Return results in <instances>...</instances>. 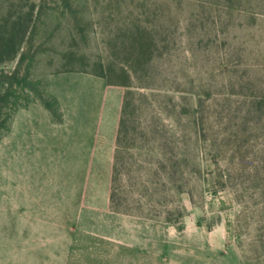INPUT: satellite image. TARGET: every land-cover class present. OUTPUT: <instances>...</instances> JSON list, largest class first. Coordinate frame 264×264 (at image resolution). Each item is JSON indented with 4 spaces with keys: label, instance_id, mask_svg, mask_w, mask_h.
Returning a JSON list of instances; mask_svg holds the SVG:
<instances>
[{
    "label": "rangeland",
    "instance_id": "obj_1",
    "mask_svg": "<svg viewBox=\"0 0 264 264\" xmlns=\"http://www.w3.org/2000/svg\"><path fill=\"white\" fill-rule=\"evenodd\" d=\"M31 3L26 42L0 62V264L127 251L264 264V0H0V23ZM105 78L126 85L107 94L125 101L117 211L108 145L85 163L64 128L95 99L101 112Z\"/></svg>",
    "mask_w": 264,
    "mask_h": 264
},
{
    "label": "crops",
    "instance_id": "obj_2",
    "mask_svg": "<svg viewBox=\"0 0 264 264\" xmlns=\"http://www.w3.org/2000/svg\"><path fill=\"white\" fill-rule=\"evenodd\" d=\"M85 79L81 84H95L93 79H104L102 77L76 73ZM106 82V81H105ZM118 85H110L107 82L98 84L101 90L103 108L97 112L92 104L87 103L84 109L78 113L68 115L69 122L65 124V133L68 140L75 142V155L90 157L84 159L85 163H94L100 146V141L106 143L108 160L114 161L115 142L120 120L122 106V91H117L113 101L107 98L108 88H118ZM85 89L84 86L81 88ZM79 88L75 94L79 92ZM115 102L111 109L107 108L108 102ZM119 103V105H118ZM75 110V109H74ZM109 110V111H108ZM111 111V112H110ZM107 116V119H105ZM62 128V127H61ZM59 128V130L61 129ZM63 134V133H62ZM104 145V144H102ZM113 164V163H112ZM62 264H241L240 257L236 252H157V251H127V252H80L63 255ZM8 264V263H2Z\"/></svg>",
    "mask_w": 264,
    "mask_h": 264
},
{
    "label": "trees",
    "instance_id": "obj_3",
    "mask_svg": "<svg viewBox=\"0 0 264 264\" xmlns=\"http://www.w3.org/2000/svg\"><path fill=\"white\" fill-rule=\"evenodd\" d=\"M17 6V5H16ZM15 13V14H14ZM34 13V4L31 3L29 9L22 13V9L13 10L9 7L7 11V16L3 19V23H0V62H4L14 58L19 50L22 48L23 44L26 42L28 35L31 29V23L33 20ZM94 76L102 77L104 75ZM106 79V78H105ZM106 82L110 85H118V86H126L123 83L114 82L106 79ZM125 109V101L123 97L121 111H120V120L118 125V131L116 136V146L114 152V161L112 165V189L110 191L109 203L112 210L117 211L115 209V182L117 180L118 175V166L120 163L121 156V148L119 145L120 137L119 132L122 127V117ZM114 186V187H113Z\"/></svg>",
    "mask_w": 264,
    "mask_h": 264
}]
</instances>
